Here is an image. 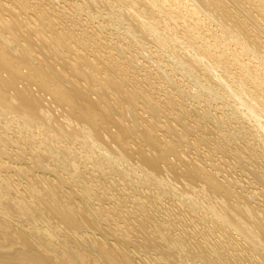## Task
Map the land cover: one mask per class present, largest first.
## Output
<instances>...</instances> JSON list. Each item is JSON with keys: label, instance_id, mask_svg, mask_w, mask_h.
<instances>
[{"label": "bare ground", "instance_id": "obj_1", "mask_svg": "<svg viewBox=\"0 0 264 264\" xmlns=\"http://www.w3.org/2000/svg\"><path fill=\"white\" fill-rule=\"evenodd\" d=\"M55 1L56 0H54V3H55ZM84 1H87V0H84ZM93 1H95V0H93ZM93 1L91 0L90 2H93ZM98 1L99 0H97L96 2H98ZM148 1L151 2L152 4H154V3L156 4L158 0H148ZM166 1H171V0H161V3H166ZM175 1H177V0H175ZM188 1H191V0H188ZM41 2H39L38 0H0V118L1 119H3V118L8 119V120H2L4 122L6 121L7 123L9 120H12V122H13V119H16V122L18 121V123L15 125L17 126L20 123L21 127L22 126L26 127V128H28L27 130H29V129L31 130V128L33 126L37 127L36 132L39 133L41 139L44 140V142L46 143V145H45V143L43 142V144L46 146L44 150L43 149L39 150L38 148L36 149V147H34V148L30 147L31 148L30 149L27 146L28 149H30L29 151H31V157L28 158V160L26 159V161H24L25 158L23 159V162L26 163V166H21V165L17 166V165L7 164L2 159L0 160V264H188L185 261V259H183L182 254H183V252H185L187 254V252L190 250L189 249L187 251V249H188L187 246H189L191 244V243L189 244L187 242V240H189V239L185 240V239L180 238L179 236L177 237L175 235L174 236L171 235L172 233L171 234L169 233V230H168L169 228L167 227V229H165L166 228L165 225H163V226H165V228H164L163 226L161 227V225L155 226V224H154V228H152L151 230H149V232H147L148 230L145 231V229L147 228V225H146V222L143 219V217H142L143 220L139 219L140 222L138 220L137 225H139V226L137 228H138V231H139V228L141 229V233L143 232L142 229L144 230V237L141 238L140 241H137L136 244L139 243L137 245H138V247L139 246L141 247V249H139V252L142 251L144 253H148L149 250L153 251V249H154L153 252H155L154 254L157 255V256H155L157 258H155V257L153 258L154 260L149 259V261L139 262V260L135 259L136 254L132 251V249H129V246L133 245V241H134V239H132L130 237L132 235V233L134 232V230H133V232L131 231L132 233L129 232V230H128L129 227L133 228L132 226L128 225V227H127L128 229L126 230V229H122V228L118 227L117 226L118 224H117L116 225L117 228H115L116 226L114 228L112 226L109 230H106L108 235H111L112 237H114V241H115L114 243L113 242L110 243L108 241L106 242L103 239L102 240L100 239L102 241L101 242L99 240H96L97 237H96V239H93V238H95V236H93L94 233H100V235H101V233H103L102 231L104 228L101 226L102 222L108 224L110 220H111L110 223L112 222V219L114 217H115L114 221L115 220L120 221L121 218L119 219V216H118L119 214H115L114 213L115 211L114 212H112V211L108 212L110 209L107 211V209L105 210L104 208L100 207L101 205L100 206L94 205L93 198L94 197L97 198L98 195L101 194V192L99 194L95 193V191L98 189V187L96 189V186L94 187V185H92L93 184L92 183L91 184L92 187H94V189H96V190H94L91 187V185L89 186L88 183H86L87 182L86 180H88V179H87V177H85V173H83L84 171H82L81 168L79 169L77 163L75 162L76 158H77V157L76 158L74 157L75 152H72V150H70L67 147L59 146L56 142V140L58 141L60 139V137H64L66 139V141L67 140L71 141L72 139L76 140V138H77V141H80V142L83 141L84 142L85 140H83V139H86L85 137H87V136L89 137V139L90 138L92 139V141L89 140V142L90 141L93 142V143L90 142V145H91L90 148H93L94 145L96 148V144H97V147L99 145L103 148V149H100L102 151L104 150L103 151L104 153H102L103 155H110V154L113 155V154L117 153L120 155L121 159H124L123 157H126L127 159L129 158L128 161H133L131 164L133 166L135 165L134 167L137 166V168L139 167L140 169H142V172H143L142 174H146L145 176L149 177L148 179L151 180V178L153 177L152 180L153 179L155 180L158 178L157 183L155 182L156 184L160 183V185H161V183H163V180H164L163 177H165L164 176L165 174H166V177H168L167 175H169V177H170V178L168 177L167 180L171 179L172 175L170 176V174H173V177L178 180L177 183L179 181H180L179 183H181L180 188L178 187L180 190V192L177 191L178 193H180L181 195H185V196L200 193V194H202V196H205L207 198L208 207H210V209L212 211H214V213L216 212V214L219 215L220 222H221V225L218 228L219 231L223 227H225V228L229 227L230 229L235 230V232H237L238 235L240 234V236L243 237L242 240L244 239L247 242V243L245 242L247 245V249L245 252L246 257H245L244 256L245 254H243L245 251L244 248H243V251L240 250L241 253L243 252L242 255H238V254H240L239 252H238V254L237 253L232 254L231 251H230L231 252L230 253L225 249H229L232 246L235 247L234 246L235 244L232 246L230 244V247L227 246L229 248H224L226 245L223 244L222 242H221L223 244L222 246L225 245L223 248L216 246L215 244L213 246H211L210 245L211 242L207 241V240H209L207 237V240H206L207 244L204 243L205 245L199 247L200 244H202V243H200V244L198 243L199 246L196 245V246H198V248L196 246H194V248L196 247V250L197 249L200 250V251L197 250V253L199 252L198 254H201L199 256V258H201V257L202 258L199 259L197 257L198 255L196 253H194V252H196L195 249H194L195 251H192V253H191L192 254L191 258L195 254L194 257H197L198 260L203 259L205 264L206 263L207 264H245L244 262H248V264H264V262L261 263L262 261H259V260L257 261V259H255L256 261H254L253 259H247L248 261L245 260L247 257L249 258V256H247V255L251 252L253 254L255 252H258V255H260L259 251H263V253H264V208H262L264 206H262L260 204L261 208H262V209H260V206H258L259 204L257 205V203H256V206H254L251 203H249L248 200H251L252 196L254 195L252 193V191L250 190V192H248V193L244 192L245 194H243L241 191L244 188L240 187V186H242V184L240 183V185H239V182H235L234 180H230L231 178L233 179V177L231 175H230V177H231L230 179L222 180L219 178L220 176L218 174V170L217 171H215V170L211 171L212 169L211 170L207 169V165H206V164H208L207 162H204V161L199 162V160L194 161L195 157L193 158V160L189 159V158H191V156L189 158H187L188 154L186 155L185 153H183V152L187 151L186 148H183V150L185 149L186 151H182V147H181L183 142H186V144H188L187 146H189V144H190V141H188L189 139L187 138V132L189 134V131H187L188 129L186 128L187 125L181 129H179L183 125L182 123L181 124L179 123L180 126L177 129V128H174V126L172 125L174 123L170 124L171 122H168V121L166 122V120L164 118L163 119L166 122L164 124L160 123L161 124L160 125L157 121V119H160V118H157V116H159V113L162 112V110H161L162 106H165L166 104L171 103V100L169 99L170 97L168 98L169 100L164 99V98H162V99L157 98V96L159 95L157 92L158 95L155 94L156 95V98H155L153 96V93L150 92V90H147V92H146L141 87V85L138 84L139 80H137L134 77V74L131 73L133 76H129L125 72L127 70L124 69V67H126V66L123 67V64H122L123 61L120 60L121 61L120 62L119 60H115V59H117V58H115L116 56L115 57L111 56L115 59L109 57L110 55L113 54L112 51L110 52L112 54L103 56L107 52H103L104 53L103 55H101V54L98 55V54H94V51L91 52L92 51L91 49H87V50H88V52L93 53V54H89L84 49L78 50L76 47H74V45H72V43L74 44V42L72 41L74 36L71 37V34H70V32H72V31L70 30V32H69L66 29L67 26L69 27V25L66 24L67 25L66 28H64L62 26L64 21L68 22L72 18H70L68 16L69 17L67 19L68 21L65 20L67 17L66 15H65L66 17L63 21L60 18V21H62V23H61L62 25H61L60 23L57 22L58 21L57 18L59 16H57V14L53 12V9H52V11H50L48 9V7H49L48 3H50L51 0L48 1V3L46 2V0L43 1L44 3L46 2L47 7L41 6V4H40ZM87 2H89V0ZM100 2H102V1L100 0ZM143 2H146V1L145 0H117V2H116L117 4H119L118 6L126 5V7H127L126 9L128 10V13L126 12V14L129 15L130 19L133 18V20H134L133 27H135L136 32H139L141 34V38L143 40L146 38L147 39L149 38L148 40H150L152 43H154L156 46H159V47L160 46L165 47L172 41L190 45V46H188V49H189V47H190V49L192 47V49H194L196 52L193 53L194 50H191V51H193L192 52L193 55H188L186 52H184L188 57L185 58L183 56L184 58L183 57L181 58V59H183V60H181V61H183V64L180 62V64H182L180 66V69H182L181 68L182 66L184 68H187V70L190 68L194 69V68H196V66H198V69H199L198 64L201 62L202 64H200V65H203V68L201 66V68L204 71L203 73H205V75H208L209 77L211 76V78H214L215 85L217 83V84H219V86L224 87V89L227 90V92L230 95V96L229 95H227V96L231 97L230 99H232V98L234 99V101H232L233 103L236 101L237 102L236 104H238L237 106L246 109L247 112L253 114V117L256 116L257 121L258 120L264 121V94H263L264 91H262V89L260 87L261 83L264 82V22L262 21V19H260V17L255 16V15L251 14V12L246 10L248 8L246 6H243L241 4L242 2H240L239 0H230L231 4L228 3L229 5H231L230 7L227 3H225L226 0H225V2L222 0H193V8H190L191 6L190 7L188 6L186 0L185 1L180 0V2H178V3L183 4L185 6L184 8L187 10V15L182 16L180 14L181 10L178 11V8H177V10H173V8L169 7L168 12L167 11L165 12V18L162 20V22H167L166 20H170V21H173L176 23V22H178L176 20V18L180 17L181 19L180 18L179 19L182 21L183 33H181L180 35H177V33L175 32V31H177V29H175L174 33L169 35V37L162 38L161 36L158 35V32H157L158 24L162 23L159 20L160 18L156 19L155 17L152 16L150 18H147V20H146L144 15H142V14L145 13L143 11H145L147 9L144 7L143 8L138 7V5H140L141 3L143 4ZM243 2H245V0ZM249 2H250V0H249ZM249 2H248V4H249ZM255 2H257V0ZM260 2H261V0H260ZM161 3H160V5H161ZM191 3H192V1H191ZM98 4H101V3H98ZM103 4L104 3H102V5ZM167 4H165V5H167ZM169 4H170V2H169ZM175 4H177V3H175ZM256 4H259V3H256ZM256 4H254V5H256ZM58 5L59 4H57L56 6L58 7ZM65 5H68V4L66 3ZM252 5H253V3H252ZM259 5H257V9L259 10V12L262 11V13H264V8L258 7ZM69 6H71V5H69ZM75 6L79 9L81 8V6H79V5L75 4L74 7ZM106 6H110V5H106ZM173 6H174V4H173ZM261 6H262V4H261ZM72 7H73V4H72ZM123 7H125V6H123ZM176 7H178V6L176 5ZM245 7H246V9H245ZM87 8L88 7H86V9ZM161 8H163V7H161ZM61 9L64 10V8H61ZM185 9H184V11H185ZM200 9H204V10L206 9L209 13H206V12L205 13H206V15H208L210 17L214 15L217 18V20L223 25V27L224 28L226 27L225 30L231 31L232 29L235 28L236 34L233 35V40L236 41L237 43L238 42L241 43V45H240L241 50L239 49L240 50L239 52H238V50H236L238 52V53L237 52L236 53L237 54H239V53L240 54H247V55L250 54L251 56L254 57L253 59H249L248 61L244 62L243 61L244 58L241 61H239L238 60L239 58L238 59L236 58L237 54L233 53L231 55V57L233 55L235 56V58L233 59V63L235 66L238 65V67H239L238 72L232 73L230 71V68H229L230 62L226 59L227 57L224 58L226 51L221 52L220 54H215V52L211 51L212 47H215V48H213L214 50L216 48L218 49V47H221L223 45V43H222V45L220 44L221 46H219V43H220L219 42V40H220L219 35H218V38L217 37L214 38L213 41H209L208 37L205 38V35L207 33H204L203 32L204 30L202 31L199 29V25H202L203 23L200 24V22H198V20L196 19V13H198V10L200 11ZM54 10L56 11L57 8H55ZM89 10H90V12H92V10L90 8L88 9V11ZM94 10H96V8H94ZM100 10L98 11V9H97L99 14L101 13ZM204 10H203V12H204ZM61 11H58V12L60 13ZM152 11H147V12H152ZM77 12H79V11H77ZM172 12L175 13V14L173 13L174 16L177 14L176 12H179V16L176 15L175 16L176 18H174L173 15H171ZM259 12L256 14H258L260 16ZM61 13H64V12L62 11ZM86 13H88L87 10H86ZM184 13H186V12H184ZM146 14H148V13H146ZM58 15H60V14H58ZM87 15L89 16V14H86V16ZM93 15H90V18L93 17ZM118 15L121 16V14H119V13H118ZM125 15L123 16V18L125 17L126 20L129 19L128 17L126 18ZM186 16L191 17L190 18L192 20L191 25H187V20H189V19H187L188 17H186ZM111 17H109V18H111ZM261 17H263V16H261ZM123 18L121 16V19H123ZM216 18H214V19H216ZM77 19L79 20V18H77ZM77 19H76V21H77ZM198 19H200V18H198ZM214 19H213V22H214ZM119 20H117V21H119ZM109 21H111V20H109ZM66 22H64V24ZM74 22H75V20H74ZM74 22H73V24H74ZM79 23H81L80 20H79L78 24ZM130 23H131V25L127 23V27H129V25H130V27L132 26L131 21H130ZM247 23L252 24L251 25L252 28L248 27ZM59 24L61 26H59ZM73 24H70V26ZM81 25H83V24L81 23ZM177 25L179 26V24H177ZM177 25H175V26H177ZM216 25H217V23H216ZM222 25H221V27H222ZM206 26H208V25H206ZM213 26H214V24H213ZM73 27L75 28V26H73ZM73 27L70 29H74ZM127 27H126V29H127ZM169 27H171V26H169ZM254 27H255V29H253ZM76 29H77V27L74 29L75 32H76ZM80 29H82V28H80ZM83 29L88 31L86 28H83ZM83 29L80 31L83 32ZM95 29L97 30L98 28L95 26ZM100 29H101V27H100ZM100 29L98 31L102 30V29L101 30ZM129 29H128V31H130ZM194 29H197V31L196 30L194 31ZM74 30H73V32H74ZM131 30H132V28H131ZM173 30H174V28H173ZM94 31H93V33H94ZM170 31H171V29H170ZM77 33H79V32L77 31ZM87 34L90 35V33H87ZM99 34L101 35V33H99ZM136 34L138 35V33H136ZM213 34H216V33H213ZM77 35H79V34H77ZM97 35L98 34H96V36H95V34H94V40H96L95 37L98 38ZM221 35H220V37H221ZM76 37L80 38V35L76 36ZM229 37H231V36H229ZM81 38H82V36H81ZM88 38H91V36ZM70 39H72L71 40L72 43H71ZM91 39H93V36ZM221 40H222V37H221ZM230 40L232 41V38ZM74 41H75V43H77L75 39H74ZM223 41H225V40H223ZM234 41H232V42H234ZM78 42L80 44L83 43L82 39H81V41L79 39ZM84 42L86 43V41H84ZM197 43H201V44L197 45ZM226 43H228V42H226ZM231 44L233 45V43H231ZM82 45H83L82 47L84 48L85 45L84 44H82ZM237 45H239V44H237ZM237 45H235V46H237ZM78 46H80V45H78ZM108 46H109V44H108ZM114 46H115V44H114ZM114 46H113V48H116V46L118 47L117 44L115 47ZM180 46H181V44H180ZM235 46L232 49H236L237 47L235 48ZM110 47H112V46H110ZM162 47H160V48L162 49ZM183 47L184 46L182 45V49L184 51L185 49ZM228 47L229 46H227V48ZM85 48H87V46H85ZM120 48L121 49L123 48L122 50H124V46L120 47ZM120 48L119 49L116 48V49L121 50ZM177 48L178 47H176L175 49L177 50ZM223 48H225V47H223ZM175 49L172 51L175 52ZM80 50L84 51V52H81ZM89 50H91V51H89ZM99 50H100V48H99ZM118 50H116V52ZM166 50L169 51L170 49L169 50L166 49ZM222 50H224V49H222ZM186 51H188V50H186ZM98 52H100V51H98ZM113 52H115V51L113 50ZM189 52H190V50H189ZM232 52L233 51H231V53ZM121 53H123V51ZM170 53H172V52H170ZM173 54L174 55L172 57H175L177 55L175 53H173ZM185 54H183V55H185ZM131 56L135 57V55H129V57H131ZM146 56H144V57H146ZM147 57L150 58V56H147ZM132 59L136 60L135 58H132ZM206 59L208 61H204ZM228 59H229V57H228ZM137 61H136V63H137ZM175 61L176 60H174L173 62H175ZM249 61L255 62L256 64H251V62H249ZM136 63L134 62V64H136ZM140 63L141 62H138L137 64H140ZM131 64L132 63H130V65ZM231 64H232V62H231ZM142 65H143V63H142ZM142 65L140 64L141 67H142ZM143 66H145V65H143ZM135 68L132 72L135 71ZM184 68H183V70H184ZM140 69L141 68L139 67L138 70H140ZM169 69L172 70L171 66ZM131 70H132V65H131ZM135 72L138 73V71H135ZM185 73H186V71H185ZM145 78H147V76H144V79ZM199 78L203 79L201 77H199ZM191 79H192V81L200 80V79H198V75H194ZM205 80H207V78H205ZM209 80H207V82H210ZM146 81H148V80H146ZM140 82H141V80H140ZM176 82L177 81H175V83H174V81H173V83H172L173 85L171 84V87L174 86V87H176L175 89L178 90L180 85L176 86ZM167 83H168V85L170 84L169 82H167ZM143 84H144V82H143ZM210 84L208 83V85H210ZM145 85H147V84H145ZM152 86H150V87H152ZM180 88H181V86H180ZM152 89H154V87ZM160 89L161 88H159L158 90L160 91ZM202 89H204V88H202ZM186 90L188 91V89H186ZM154 91L155 90H153V92ZM173 91L177 92L175 90H173ZM179 91H180V89H179ZM154 93H156V91ZM186 94L189 95L188 93H186ZM170 95L168 93V96H170ZM180 95H181V93H180ZM183 95H184V93H183ZM212 95L214 96V94H212ZM217 95L218 94H216L215 96H217ZM184 96H186V95H184ZM179 97H181V96H179ZM223 97H225V96H223ZM217 99H219V98H217ZM138 103H140V105ZM186 103L184 102V104H186ZM52 104L57 108L59 115H61L60 113H63V115H65L64 117H61V118H65V119H63L62 121H59V119L57 117L60 118V116L58 114H57L58 115L57 116L56 114L52 113L54 111L51 112L50 107ZM172 105L174 106V104H172ZM179 105H181V104H179ZM137 106L141 107L139 109H141L142 112H149L150 119L147 118V119L143 120L144 115H143V113H141V111L140 112L137 111ZM184 106L185 105H183V107ZM189 107L187 109H189ZM193 108L194 107H191L190 109L192 110ZM53 109H54V107H53ZM178 109L181 111V108H179V106H178ZM237 109H239V108H237ZM205 110H207V109H205ZM233 110H234V108H233ZM233 110H232V112H233ZM239 110H240V112H242L241 109H239ZM246 110H245V112H246ZM170 111H171V109H170ZM172 111H171V114L173 113ZM182 111L184 112V110H182ZM192 111H195V109H193ZM47 112L50 114H47ZM195 112H197V111H195ZM176 113L178 114V112H176ZM200 113H202V111L197 112L198 115ZM236 113H237V111H236ZM249 113H248V115H251ZM180 114H181V112H180ZM184 114L186 115V113H184ZM193 115H194V113H193ZM195 115H194V117H195ZM210 115H212V114H210ZM161 116H163V114ZM181 116L184 117V119L186 118L183 115H181ZM181 119H183V118H181ZM210 119H212V118H209L208 120H210ZM194 120H196V119L194 118ZM216 120L219 122L220 119L219 120L216 119ZM216 120L214 119L213 123H218V122H216ZM222 121H220V122H222ZM10 122H9V124H10ZM159 122H162V120ZM193 122L195 124V121H193ZM198 122H199V119H198ZM204 122L202 124H204ZM210 122H211V120H210ZM220 122H219L220 125L218 124L219 125L218 127H220V126L223 127L224 125H222V124H225L224 121L222 124ZM191 123H192V121H191ZM205 124H207V122ZM4 125H6V124H4ZM192 125H193V123H192ZM215 125L217 126V124H215ZM259 125H260V123H259ZM203 126L201 128H203ZM204 127H206V125ZM218 127L214 128V130L215 129L217 130ZM2 128H4V127H2ZM6 128H4V129H6ZM11 128L12 127H10V129ZM14 128H12V129H14ZM19 128H20V126L18 127V129ZM46 129H48L52 133V137L48 136L47 139H46V137L42 138L43 136H41V132L46 131ZM203 130H206V129L204 128L201 131H203ZM19 131H20V133L23 132L22 129L21 130L19 129ZM159 131L160 132L163 131V132L160 133ZM197 131H199V130H197ZM231 131H229L230 136L232 135V133L230 134ZM233 131H236V130H233ZM238 131H240V130H238ZM2 132H3V130H2ZM193 132H195V130ZM20 133H19V135H20ZM37 133H36V135H38ZM205 133L204 134L202 133V134L205 136ZM218 133H220V132H218ZM4 134L3 135L0 134V143L14 142L15 139H13L11 136L4 135ZM194 134H196V133H194ZM16 135L17 134H15V136ZM27 135H28V133H27ZM29 135H30V137H28L29 139L28 138L27 139L31 141V135L32 134H29ZM203 135H200V136H203ZM23 136H25V135H23ZM214 137H215V135H213V138ZM33 138H34V135L32 137L31 142H33ZM48 138H49L50 143H51V141L53 142V139L56 138L54 143L57 146H53L54 143H51L52 144V146H51L49 144ZM57 138H59V139H57ZM186 138L188 140H186ZM197 138L196 139L198 141H201L200 139H203L205 137H200V138L197 137ZM231 138H234V137L231 136L230 140H231ZM22 139H24V138L22 137ZM78 139H81V140H78ZM206 139H208V138H206ZM228 139L229 138H227V140ZM16 140L19 141V138ZM24 140L29 142L26 139H24ZM24 140H23V143L25 142ZM218 140L216 139L215 141L214 140L213 141L217 142ZM34 141L36 142V139ZM37 141H39V140H37ZM194 141H193L194 145L195 144L197 145L198 142L195 141L196 142L195 143ZM16 142H14V143H16ZM40 142H41V140H40ZM89 142H87V144ZM131 142H133V143L131 144ZM231 142H232V140H231ZM231 142H227V143H231ZM19 143H20V141H19ZM210 143H212V142H210ZM210 143H209V145H210ZM29 144H30V142H29ZM183 144H185V143H183ZM201 144L203 145V143H201ZM233 144H234V142H233ZM2 145H4V144H2ZM90 145H88V146H90ZM223 145H224V143H223ZM4 146H6V145H4ZM16 146H17V144H16ZM84 146H87V145L85 144ZM245 146H247V145H245ZM248 146H249V144H248ZM38 147H39V145H38ZM189 147L191 148V146H189ZM206 147H208V146L206 145ZM235 147L237 148V146H235ZM241 147H238V149L239 148L241 149ZM95 148H93L91 150L93 151ZM210 148L213 149L212 146ZM248 148H251V147H248ZM24 149L25 148H23V150ZM194 149L195 148H193V151H194ZM212 149H211V151H209L210 149H207V150L209 152H213ZM232 149H234V148L232 147ZM23 150H21V151L23 152ZM85 150H88V149H85ZM257 150H259V149H257ZM21 151L17 150L13 154H9L4 147L0 146V155H2V156L8 155V157L13 158L14 160L20 159V157H22ZM188 151H189V149H188ZM241 151L243 152L244 150L241 149L240 152ZM261 151H263V150H261ZM90 152L91 151H89L88 154ZM219 152H221V151H219ZM251 152H254V148H253V151H251ZM183 154H185L186 156H184ZM253 154L255 157L256 156L255 153H253ZM103 155H102V157H104ZM192 155H193V153H192ZM243 155H244V152H243ZM245 155H246V152H245ZM247 155H249V153H247ZM115 156H117V155L115 154ZM193 156H195V155H193ZM199 156H200V154H199ZM98 157H99V155L97 154V159H98ZM100 157H101V155H100ZM112 157H114V156H111V158ZM202 157H200V159ZM223 157H224V155H223ZM260 157H262V156H259V159H260ZM198 158H196V159H198ZM204 158L206 159V154H205ZM208 160H211V159H208ZM212 160H214V158H212ZM260 160H259V162H260ZM124 161H125V159H124ZM218 161H219V159H218ZM227 161H225V162H227ZM232 161H233V159H232ZM215 162H217V160ZM261 162H262V160H261ZM80 163H82V162H80ZM253 163L256 164L255 160L252 162V164H251L252 166L254 165ZM60 164H62L63 170H66L70 174V176L68 178L66 176L65 177L62 176V171L60 170L61 171L60 172L57 169L58 165H60ZM214 164H217V163H214ZM237 164L235 166H240ZM243 164H241V166ZM260 165H262V164H260ZM211 166H213V164ZM229 166H232L231 163ZM229 166H227V168ZM244 166H247V165H244ZM220 167L217 168V169H219V171H220ZM255 167H257V166L255 165ZM262 167H264V166H262ZM233 168H234V165H233ZM5 169L8 172H6ZM11 169L12 170L15 169L16 172L22 173V174H29V172L32 171V175H31L32 179L28 180V182H26V184H22L21 182L20 183L15 182L12 179L13 178L12 173H9V171H11ZM35 170L39 171L40 174H37L36 172H35L36 174H34L33 171H35ZM255 170L253 169V171H255ZM1 171H4L5 173H1ZM98 171H100V170H98ZM105 171H103V172H105ZM221 171H222V169H221ZM223 171H225V170H223ZM101 172H102V169H101ZM226 172H227V170H226ZM167 173H169V174H167ZM227 173L228 174H226V173H224V174H226V176L229 175V169H228ZM100 175H103V174H100ZM162 175H163V177H162ZM223 176H225V175H223ZM252 177H254L253 172H252ZM97 178H98V176H97ZM146 178H145V181L147 180ZM228 178H229V176H228ZM140 179H141V176H140ZM143 179H144V177H143ZM143 179H142L143 182H141V183H144L143 185H146L147 182H148L147 184H151V182H152V181H150V183H149V180L147 182H145ZM175 179H174V181H175ZM95 181H97V180H95ZM164 181H166V179ZM169 181H167V182H169ZM172 181H173V178H172L171 182ZM241 181L243 182L242 179H241ZM71 182L77 183L76 185H79V187H78L79 189L76 190V189L68 188L69 189L68 191L65 190V188L63 186L66 183H67V185H69L68 183L71 184ZM254 182H255V180H254ZM256 182H257V180H256ZM263 182H264V180H263ZM152 183L155 184L154 181ZM175 183H176V181H175ZM99 184H102V183H99ZM257 184H258V182H257ZM73 185H75V184H73ZM168 185H171V183L169 182ZM237 185H239V186H237ZM263 185H261V186L264 187ZM237 187L241 191L236 189ZM105 192H107V191H105ZM177 192H176V194H177ZM105 197H106V195L104 194L103 198H105ZM187 198L189 200L190 199L192 200V198L190 196ZM206 198H205V200H206ZM255 198L257 199L256 196H255ZM252 199H254V197ZM189 200H188V202H189ZM95 201H97V203H98V200L94 199V202ZM132 202H134V201H132ZM139 203H141V205H143L142 202L139 201ZM205 203H206V201H205ZM95 204H96V202H95ZM189 204H191V203H189ZM109 208H111V207H109ZM127 213H129V211ZM131 213H133V212H131ZM46 214H50L49 219L52 218L50 220L52 221L54 219V221H52V222L47 221V219H48V216H47V219L43 217V219H45L47 222L42 223V221H40V218H42V216L46 215ZM129 215L130 214H128L126 216H129ZM149 215H150V213H149ZM132 216H133V214H131V217ZM145 216H146V214H144V217ZM135 220H136V218H135ZM147 221H148V219H147ZM213 222L211 223V228H212ZM217 225L218 224H216V226ZM217 227H216V229H217ZM131 228H130V230H132ZM211 228L209 227V229H211ZM216 229L212 228L211 232L213 230H216ZM82 230H84V232L89 231L90 234H87L88 232L83 233ZM125 230L128 231L129 233H131V235L130 234L128 235V232H126ZM202 230H203V228H202ZM226 230H228V229H226ZM207 231H206V233H208V235L211 234ZM224 231H225V229H224ZM228 231L232 232L231 230H228ZM221 232H223V231H221ZM229 232L227 233L228 235H230ZM223 233H225V232H223ZM137 236H138V234H137ZM201 236H202L203 242H204L206 235L205 236L201 235ZM217 236H218V234H217ZM217 236L215 235V237H217ZM223 236L224 235H221V237H223ZM200 237H199V239L196 238V240H198V242H200L199 240H201ZM218 237H220V235ZM218 237L216 238L217 240L222 239V238H218ZM102 238H103V236H102ZM231 238H233V237H231ZM106 239H107V237H106ZM154 239H157V240H154ZM153 241H157V242H153ZM214 241H216V240H214ZM218 241H216V242H218ZM221 241H223V240H221ZM227 242H229V241H227ZM196 243H197V241H196ZM231 243L233 244L234 242H231ZM238 243H237V245H238ZM206 245H210V246H207L208 248L205 249L206 251L200 249L203 247L206 248ZM133 246H131V247H133ZM220 246H221V244H220ZM238 248H239V246H238ZM232 250H234V249L232 248ZM189 252H191V250ZM141 254H143V253H141ZM256 257H258V256H256ZM250 258H252V257H250ZM204 262H202V263H204Z\"/></svg>", "mask_w": 264, "mask_h": 264}, {"label": "rangeland", "instance_id": "obj_2", "mask_svg": "<svg viewBox=\"0 0 264 264\" xmlns=\"http://www.w3.org/2000/svg\"><path fill=\"white\" fill-rule=\"evenodd\" d=\"M39 2H41L40 4H41V6H43V7H47V5H46V2L48 3V1H50V0H46V2L44 3L43 1H45V0H38ZM57 1V2H56ZM55 1V3H54V0H51V2L50 3H48V5H49V7H48V9L50 10V11H52V9H53V12L54 13H56L57 14V16H59L58 18H57V22L58 23H62V21L65 19V17H66V19L65 20H67L69 17L70 18H72L71 20H67L68 22H66V21H64V22H66L65 24H64V22H63V27L64 28H66V26L67 25H69V27L67 26V31H69L70 32V30L73 32V30L77 27V29H76V32H75V30H74V32L76 33H72V32H70V34H71V37L72 36H74V38H73V40L72 39H70V41L72 40L73 42H74V44L72 43V41H71V43H72V45H74V47H76L78 50L79 49H81V50H85L86 52H88V50L87 49H91V50H89V51H91V52H93L94 51V54H101V55H103L104 53L103 52H107V53H105L103 56H105V55H110V54H112V55H110L109 57L110 58H113V57H115V58H117V59H115V58H113V59H115V60H121V61H123L122 62V64H123V67L124 66H126V67H124V69L125 70H127V71H125L129 76H133L132 74H134V77L137 79V80H139L138 82V84H140L141 85V87L147 92V90H150V92H152L153 93V96L156 98V95H158L157 96V98H160V99H162V98H164V99H168L169 97V99L171 100V103H168V104H166L165 106H162V114H163V116H161L162 114L161 113H159V116H157V118H160V119H157V121H158V123L160 124H164V123H166L167 121L168 122H171L170 124H172V123H174V124H172L173 126H174V128H179V126H180V124L182 123L183 125L179 128V129H181V128H183L184 126H186V128L188 129L187 131H189V134L191 135H189L188 134V132H187V138L189 139H187L186 138V140H188V141H190V144H189V146H191V148L189 147V146H187L188 144H186V142H183V143H185V144H183L182 143V151H186V152H183V153H185L186 155H187V158H189L190 156H191V158H189V159H192L193 160V158L195 157V159H194V161H198L199 160V162H202V161H204V162H207L208 164H206L207 165V169H209V170H211V171H217L218 170V174H219V178L220 179H222V180H224V179H230L231 177H230V175L233 177V179L231 178L230 180H234L235 182H239V185H240V183L242 184V186H240L241 188H244V189H242V191L237 187L236 189H238V190H240L243 194H245V193H248V192H250V190L252 191V193L254 194L253 196H252V198L254 197V199H252L251 198V200H248L249 201V203H251L252 205H254V206H256V203H257V205L258 206H260V209H262V208H264V207H262L261 208V205L262 206H264V187H262L261 185H263L264 184V182H263V178H264V167H262V166H264V121H262V120H258L257 121V118H256V116H254L253 117V114H251V113H249V112H247V110L246 109H244V108H241V107H239V106H237L238 104H236L237 102L235 101L234 103L232 102V101H234V99L232 100V99H230L231 97H229L230 95H229V93L227 92V90H225L224 89V87H222V86H219V84H217L216 83V85H215V83H214V78H211V76L209 77L208 75H205V73H203L204 71H203V65H200V64H202L201 62L198 64L199 65V69H198V66H196V68H194V69H188L187 70V68H184L183 66L181 67L182 69H180V66L183 64V61H181V60H183V59H181L183 56L185 57V58H187L188 56L184 53V52H186L188 55H193V53H195L196 51L194 50V49H192V47H191V49H190V47H189V49H188V46H190V45H188V44H182V43H180V42H175V41H172V42H170L167 46H165V47H162V46H160V47H162V49L159 47V46H156L154 43H152L150 40H148L147 38L146 39H142L141 38V34L139 33V32H136L135 31V27H133V22H134V20H133V18L132 19H130L129 18V15H127L126 14V12L128 13V10L126 9L127 7H126V5H120V6H118L119 4H117L116 2H117V0H101L102 2H100V0L98 1V2H96L97 0H95V1H93V2H90L91 0H89V2H87V1H84V0H56ZM115 1V2H114ZM146 2H143V4L141 3L140 5H138V7H141V8H146L147 10H145V11H143V12H145V13H143L142 15H144V17H145V19L147 20V18H150V17H155L156 19H159L161 22H162V20L165 18V12L167 11L168 12V8L169 7H171V8H173V10H177V8H178V11L179 10H181V12H180V14L182 15V16H184V15H187V10L184 8L185 6L183 5V4H179L178 2H180V0L177 2V1H175V0H171V1H166V3H161V0H158L157 1V3L155 4H152L151 2H149L148 0H145ZM182 1H185V0H182ZM191 1H192V3H191ZM191 1H188V0H186V2H187V4H188V6L190 7V8H193V0H191ZM222 1H224L225 2V0H222ZM229 1V2H228ZM240 2H242L241 4L243 5V6H246L248 9H246V7H245V9L246 10H248L249 12H251V14H253V15H255V16H258V17H260V19H262V21L264 22V13H262V11H260L259 12V10L257 9V5H259L258 7H262V8H264L263 6V4H264V0H261V2H260V0L258 1L257 0V2H255L256 0H250V2H249V0H245V2H243L244 0H239ZM64 4H63V3ZM96 2V3H95ZM169 2H170V4L172 5H170L169 4ZM248 2H249V4H248ZM68 4V5H65V4ZM98 3H101V4H98ZM102 3H104L103 5H102ZM160 3H161V5H160ZM168 3V4H167ZM175 3H177V4H175ZM225 3H230V0H226V2ZM252 3H253V5H252ZM256 3H259V4H256ZM57 4H59L58 5V7L56 6ZM72 4H73V7H74V5L76 4V5H79V6H81V8L79 9V8H77L76 6L73 8L72 7ZM146 4V5H145ZM165 4H167V5H165ZM173 4H174V6H173ZM191 4V5H190ZM231 4V3H230ZM251 4V5H250ZM254 4H256V5H254ZM261 4H262V6H261ZM52 7H51V6ZM69 5H71V6H69ZM106 5H110V6H106ZM154 5V6H153ZM164 5V6H163ZM176 5L178 6V7H176ZM229 5V4H228ZM118 8H117V7ZM123 6H125V7H123ZM180 6V7H179ZM183 6V7H182ZM231 5H229V7H230ZM64 8V10L63 9H61V8ZM86 7H88L87 9H86ZM161 7H163V8H161ZM175 7V8H174ZM252 7V8H251ZM51 8V9H50ZM55 8H57V10L55 11L54 9ZM66 8V9H65ZM76 8V9H75ZM91 9L92 10V12H90V10L88 11V9ZM94 8H96V10H94ZM180 8V9H179ZM183 8V9H182ZM64 12V13H61L62 11ZM73 9V10H72ZM83 9V10H82ZM97 9H98V11L100 10L101 11V15L99 14V12L97 11ZM138 9V8H137ZM140 9V8H139ZM149 9V10H148ZM167 9V10H166ZM184 9H185V11H184ZM251 9V10H250ZM86 10H87V12L88 13H86ZM104 10V11H103ZM153 10V11H152ZM165 10V11H164ZM203 10L204 9H200V11L198 10V13H196V19L198 20V22H200V24H202V25H199V29L200 30H204L203 32L204 33H207L206 35H205V38L206 37H208V40L209 41H213L214 40V38H218V35H219V46H221L222 45V43H223V45L221 46V47H218V49L216 48L215 50L213 49V48H215V47H212V50L211 51H213V52H215V54H220L221 52H225V55H224V58H226L229 62H230V71L232 72V73H236V72H238L239 71V67H238V65H234V63H233V59L235 58V56L233 55L232 57H231V55L234 53V54H237L241 49H240V45H241V43H237L236 41H234L233 40V35H235L236 34V29L234 28V29H232L231 31L229 30V31H227V30H225L226 29V27L224 28L223 27V25L217 20V18L213 15V16H208V15H206V13H209L206 9L204 10V12H203ZM258 10V11H257ZM58 11H61L60 13L58 12ZM69 13H68V12ZM77 11H79V12H77ZM82 11V12H81ZM147 11H152V12H147ZM202 11V12H201ZM184 12H186V13H184ZM206 12V13H205ZM260 13V16L258 15V14H256V13ZM78 13V14H77ZM118 13L119 14H121V16H122V18H123V16L125 15L126 16V18L128 17L129 19H125V17L123 18V19H121V16L120 15H118ZM146 13H148V14H146ZM150 13V14H149ZM159 13V14H158ZM173 13L174 12H172L171 13V15H173ZM177 14V16H179V12H176ZM184 13V14H183ZM205 15H204V14ZM58 14H60V15H58ZM64 14V15H63ZM86 14H89V16L87 15L86 16ZM95 16H94V15ZM175 14V13H174ZM189 14V13H188ZM62 15V16H61ZM66 15V16H65ZM90 15H93V17H91L90 18ZM175 15V16H176ZM69 16V17H68ZM78 16V17H77ZM83 16V17H82ZM112 16V17H111ZM120 16V17H119ZM159 16V17H158ZM174 15H173V17L174 18H176ZM198 16V17H197ZM205 16V17H204ZM207 16V17H206ZM261 16H263V17H261ZM64 17V18H63ZM76 17V18H75ZM87 17V18H86ZM89 17V18H88ZM109 17H111V18H109ZM131 17V16H130ZM186 17H188L187 19H189V20H187V25H191L192 24V20L190 19L191 17H189V16H186ZM60 18L62 19V21H60ZM77 18H79V20L81 21V23L83 24V25H81V23H79L78 24V22H79V20L77 19ZM81 18V19H80ZM115 18V19H114ZM120 20H119V19ZM180 17H177L176 18V20L178 21V22H173V21H170V20H166L167 22H162V23H159L158 24V30H157V32H158V35L159 36H161L162 38H167V37H169V35H171V34H173L174 33V31H175V29H177V31H175L176 33H177V35H180L181 33H183V27H182V21L179 19ZM198 18H200V19H198ZM207 18V19H206ZM214 18H216V19H214ZM76 19H77V21H76ZM108 19V20H107ZM125 19V20H124ZM210 19V20H209ZM213 19H214V22H213ZM74 20H75V22H74ZM87 20V21H86ZM109 20H111V21H109ZM117 20H119V21H117ZM129 20V21H128ZM133 20V21H132ZM208 20V21H207ZM212 20V21H211ZM109 21V22H108ZM127 21V22H126ZM130 21L132 22V26L130 27V25H131V23H130ZM190 21V22H189ZM71 22V23H70ZM73 22H74V24H73ZM84 22V23H83ZM205 22V23H204ZM213 22V23H212ZM127 23L128 24H130L129 25V27H127ZM207 23V24H206ZM216 23H217V25H216ZM219 23V24H218ZM59 24V26H61ZM67 24V25H66ZM70 24H73V25H71L70 26ZM78 24V25H77ZM103 26H102V25ZM177 24H179V26L177 25ZM199 24V23H198ZM213 24H214V26H213ZM248 24V23H247ZM87 25V26H86ZM171 26V27H169V26ZM175 25H177V26H175ZM206 25H208V26H206ZM211 25V26H210ZM221 25H222V27H221ZM252 24H248L247 26L248 27H250V28H252V26H251ZM73 26H75V28L73 27ZM80 26V27H79ZM86 26V27H85ZM95 26L98 28L97 30L95 29ZM114 28H113V27ZM216 26V27H215ZM220 26V27H219ZM74 28V29H70V28ZM79 27V28H78ZM91 27V28H90ZM100 27H101V29H100ZM103 27V28H102ZM126 27H127V29H126ZM69 28V29H68ZM80 28H86L88 31H86L85 29H83V32L82 31H80V30H82V29H80ZM94 28V29H93ZM130 28V29H129ZM131 28H132V30H131ZM169 28V29H168ZM173 28H174V30H173ZM101 30V31H98V30ZM128 29L130 30V31H128ZM155 29V28H154ZM170 29H171V31H170ZM253 29H255V27L253 28ZM94 31V33H93V31ZM134 30V31H133ZM151 30V29H150ZM164 30V31H163ZM197 31V29H194V31ZM77 31L79 32V33H77ZM86 31V32H85ZM98 31V32H97ZM128 31V32H127ZM81 32V33H80ZM126 32V33H125ZM131 32V33H130ZM134 34H133V33ZM171 32V33H170ZM180 32V33H179ZM84 35H83V34ZM87 33H90V35L89 34H87ZM92 33V34H91ZM99 33H101V35L99 34ZM136 33H138V35L136 34ZM213 33H216V34H213ZM219 33V34H218ZM73 34V35H72ZM76 36H79L80 35V38H78V37H76ZM77 34H79V35H77ZM94 34H95V36H96V34H98L97 36H98V38H96L95 37V39L96 40H94ZM133 34V35H132ZM212 34V35H211ZM222 34V35H221ZM208 35V36H207ZM217 35V36H216ZM220 35H221V37H222V40H221V37H220ZM227 35V36H226ZM81 36H82V38H81ZM90 37L91 36V38H92V36H93V39H91V38H88V37ZM229 36H231V37H229ZM70 37V38H71ZM229 37V38H228ZM210 38V39H209ZM224 38V39H223ZM232 38V41H234V42H232L230 39ZM74 39L76 40V42L78 43H75V41H74ZM80 39V41H81V39H82V44H84L85 46H87V48H85V46H84V48L82 47L83 45L82 44H80L79 42H78V40ZM87 39V40H86ZM89 39V40H88ZM142 39V40H141ZM228 39V40H227ZM146 40V41H145ZM223 40H225L226 42H228V43H226L225 41H223ZM84 41H86V43L84 42ZM94 41V42H93ZM101 41V42H100ZM230 41V42H229ZM110 42V43H109ZM175 42V43H174ZM105 43V44H104ZM231 43H233V45L231 44ZM108 44H109V46H108ZM114 44H115V46H116V44L118 45V47L116 46V48H120V47H123L124 46V50H122L121 48V50L123 51V53H121L122 51L121 50H118V49H116V48H113V46H114ZM120 44V45H119ZM177 44V45H176ZM180 44H181V46H180ZM200 45L201 43H197V45ZM221 44V45H220ZM227 44V45H226ZM237 44H239V45H237ZM78 45H80V46H78ZM106 45V46H105ZM182 45L184 46L183 48L185 49L184 51H183V49H182ZM226 45V46H225ZM235 45H237V46H235ZM108 46V47H107ZM110 46H112V47H110ZM114 46V47H115ZM138 46V47H137ZM174 48H173V47ZM227 46H229L228 48H227ZM235 46V48L236 49H232L233 47ZM239 46V47H238ZM110 47V48H109ZM132 47V48H131ZM176 47H178L177 48V50L175 49ZM223 47H225V48H223ZM99 48H100V50H99ZM109 48V49H108ZM165 48V49H164ZM220 48V49H219ZM230 48V49H229ZM104 49V50H103ZM111 49V50H110ZM166 49H170L169 51H167ZM175 49V52H173L172 50H174ZM222 49H224V50H222ZM240 49V50H239ZM80 50V51H81ZM113 50L115 51V52H113ZM116 50H118L117 52H116ZM181 50V51H180ZM186 50H188V51H186ZM189 50H190V52H189ZM191 50H194V52L193 51H191ZM230 50V51H229ZM235 50V51H234ZM236 50H238V52L236 51ZM98 51H100V52H98ZM112 51V53H110ZM120 51V52H119ZM166 51V52H165ZM179 53H178V52ZM231 51H233L232 53H231ZM81 52H84V51H81ZM127 52V53H126ZM170 52H172V53H170ZM178 54H177V53ZM193 52V53H192ZM237 52V53H236ZM89 54H93V53H90V52H88ZM118 53V54H117ZM120 53V54H119ZM145 55H144V54ZM173 53H175V54H177L175 57H172L174 54ZM183 54H185V55H183ZM129 55H135V57H129ZM150 56V58H148L147 56L146 57H144V56ZM242 57H241V56ZM244 55V56H243ZM111 56H113V57H111ZM123 56V57H122ZM143 56V57H142ZM119 57V58H118ZM177 57V58H176ZM183 57V58H184ZM228 57H229V59H228ZM241 57V58H240ZM125 58V59H124ZM132 58H135L136 60H134V59H132ZM146 58V59H145ZM180 60H179V59ZM212 58V57H211ZM239 61H241L243 58V61L244 62H246V61H248L249 59H253L254 57L253 56H251L250 54H237V57H236ZM178 59V60H177ZM138 60V61H137ZM147 60V61H146ZM174 60H176L175 62H173ZM120 61V62H121ZM126 61V62H125ZM130 61V62H129ZM136 63V61H137V63L138 62H141L140 64L142 65V63H143V65H145V66H143L142 65V67L140 66V64H134V62ZM204 61H208L207 59L206 60H204ZM152 62V63H151ZM179 62V63H178ZM180 62L182 63V64H180ZM231 62H232V64H231ZM249 62H251V64H256L255 62H252V61H249ZM130 63H132L131 65H132V70H131V65H130ZM178 63V64H177ZM169 66V67H168ZM170 66H171V68H172V70L171 69H169L170 68ZM175 66V67H174ZM201 66H202V68H201ZM128 67V68H127ZM136 67V68H135ZM141 68L140 70H138V68ZM179 67V68H178ZM233 67V68H232ZM251 67V66H250ZM134 68H135V71H138V73L137 72H132L133 70H134ZM183 68H184V70L186 71V73H185V71L183 70ZM137 69V70H136ZM176 70V71H175ZM163 72V73H162ZM132 73V74H131ZM138 74V75H137ZM194 75H198V79H200L199 77H201V78H203V79H200V80H194V81H192V77L194 76ZM138 76V77H137ZM142 76V77H141ZM144 76H147V78H145L146 80H148V81H146L145 79H144ZM156 76V77H155ZM208 76V77H207ZM141 79H140V78ZM149 78V79H148ZM155 78V79H154ZM205 78H207V80H209L210 82H207V80H205ZM140 80H141V82H140ZM146 82H145V81ZM169 80V81H168ZM152 81V82H151ZM171 81V82H170ZM173 81H174V83H175V81H177L176 82V86H178V85H180L181 86V88H180V86H179V88H178V90L177 89H175L176 87H171V84L173 83ZM192 81V82H191ZM143 82H144V84H143ZM151 82V83H150ZM167 82H169L170 84L168 85V83ZM179 83V84H178ZM208 83L210 84V85H208ZM214 83V84H213ZM145 84H147V85H145ZM151 84V85H150ZM248 84V83H247ZM139 85V86H140ZM149 85V86H148ZM153 85V86H152ZM173 85V84H172ZM198 85V86H197ZM146 86V87H145ZM150 86H152V87H150ZM159 86V87H158ZM218 86V87H217ZM149 87V88H148ZM154 87V89H152ZM261 89H262V91H264L263 89H264V82H262L261 83ZM151 88V89H150ZM159 88H161L160 89V91L158 90ZM202 88H204V89H202ZM218 88V89H217ZM223 90H222V89ZM157 89V90H156ZM179 89H180V91H179ZM186 89H188V91L186 90ZM221 89V90H220ZM153 90H155L156 91V93H154L153 92ZM173 90H175V91H177V92H174ZM167 91V92H166ZM169 91V92H168ZM172 91V92H171ZM188 93L189 95H187L186 93ZM157 92H158V94H157ZM164 92V93H163ZM191 92V93H190ZM217 92V93H216ZM168 93H169V95L170 96H168ZM180 93H181V95H180ZM183 93H184V95H186V96H184L183 95ZM218 94L217 96H215L216 94ZM156 94V95H155ZM167 94V95H166ZM212 94H214V96L212 95ZM226 94V95H225ZM264 94V93H263ZM227 95H229V96H227ZM179 96H181V97H179ZM189 96V97H188ZM223 96H225V97H223ZM174 97V98H173ZM176 97V98H175ZM215 97V98H214ZM223 97V98H222ZM178 98V99H177ZM213 98V99H212ZM217 98H219V99H217ZM227 98V99H226ZM168 99V100H169ZM175 99V100H174ZM177 99V100H176ZM222 99V100H221ZM226 99V100H225ZM179 100V101H178ZM174 102V103H173ZM184 102L186 103V104H184ZM230 103V104H229ZM139 105H140V103H138ZM172 104H174V106L172 105ZM176 104V105H175ZM179 104H181V105H179ZM185 105L184 107H183V105ZM179 106V108H181V111L178 109V106ZM187 105V106H186ZM231 105V106H230ZM170 106V107H169ZM172 106V107H171ZM190 106V107H189ZM208 106V107H207ZM52 107V108H51ZM51 107H50V110H51V112L52 111H54V112H52V113H54V114H58L59 112H58V110H57V108L52 104L51 105ZM53 107H54V109H53ZM169 107V108H168ZM189 107V109H187ZM191 107H194L193 109H195V111H199V112H201L202 111V113H200L199 115L197 114V112H195V111H192L190 108ZM139 108H141V107H138L137 106V111L138 112H140L141 111V109H139ZM233 108H234V110H233ZM237 108H239V109H241V111L242 112H240V110L239 109H237ZM53 109V110H52ZM170 109H171V111L173 112L172 114H171V111H170ZM205 109H207V110H205ZM167 110V111H166ZM182 110H184V112L182 111ZM232 110H233V112H232ZM245 110H246V112H245ZM170 111V112H169ZM175 111V112H174ZM181 112V114H180V112ZM189 111V112H188ZM191 111V112H190ZM236 111H237V113H236ZM245 113H244V112ZM176 112H178V114L176 113ZM188 112V113H187ZM141 113H143V115H144V119L143 120H145V119H150V114H149V112H142L141 111ZM184 113H186V115L184 114ZM192 113V114H191ZM193 113H194V115H195V117H194V115H193ZM248 113L249 114H251V115H248ZM47 114H50V113H48L47 112ZM61 115H59L60 116V118L59 117H57L58 119H59V121H62L63 119H65V118H61V117H64L65 115H63V113H60ZM176 114V115H175ZM180 114V115H179ZM189 114V115H188ZM210 114H212V115H210ZM218 116H217V115ZM57 115V116H58ZM174 115V116H173ZM181 115H183V116H185L186 118L184 119V117H182ZM244 115V116H243ZM192 116V117H191ZM213 116V117H212ZM220 116V117H219ZM172 117V118H171ZM179 117V118H178ZM191 117V118H190ZM200 117V118H199ZM206 119H205V118ZM212 118L213 120L215 119H220L219 120V122L220 121H224V123L225 124H222L223 123V121L222 122H220L222 125H224L223 127L222 126H220V127H218L220 124H219V122L216 120V122H218V123H213L214 121L212 120V119H210L211 120V122H210V120H208L209 118ZM215 117V118H214ZM162 118V119H161ZM166 120V122H165V120ZM181 118H183V119H181ZM191 120H190V119ZM194 118L197 120H194ZM222 118V119H221ZM233 118V119H232ZM256 118V119H255ZM179 119V120H178ZM198 119H199V122H198ZM0 134H4V135H8V136H11L13 139H15L14 140V142H16V143H14V142H10V143H8V142H5V143H0V146L1 147H4L5 149H6V151L9 153V154H13L14 152H16L17 150L18 151H21V150H23V148H25L24 150H23V152H22V157H20V159H16V160H14L13 158H11V157H8V155H0V160L2 159L3 161H5L7 164H12V165H21V166H26V163L25 162H23V159H24V161H26V159L28 160V158H30L31 157V151H29L31 148H34V147H36V149L38 148L39 150H44L45 149V145H46V143L44 142V140H42L41 139V137H40V135H39V133H37L36 131H37V127H35V126H33L32 128H31V130L29 129V130H27L28 128H26V127H21V124L19 123V125H17L18 127L20 126V130L22 129V131L23 132H21L20 133V131H19V129H18V127L15 125V124H17L18 123V121L16 122V119H13V122H12V120H9L8 121V123L6 122H4V121H2V120H8V119H1L0 118ZM162 120V122H159V121H161ZM189 122H188V121ZM11 121V122H10ZM173 121V122H172ZM191 121H192V123H193V125H192V123H191ZM193 121H195V124H194V122ZM204 122V124L207 122V124H205L206 125V127H204L205 125L204 124H202L203 122ZM258 123H257V122ZM9 122H10V124H9ZM16 122V123H15ZM187 122V123H186ZM202 122V123H201ZM256 122V123H255ZM12 123V124H11ZM180 123V124H179ZM259 123H260V125H259ZM4 124H6V125H4ZM160 124V125H161ZM178 124V125H177ZM191 124V125H190ZM201 124V125H200ZM215 124H217V126L215 125ZM219 124V125H218ZM240 124V125H239ZM256 124V125H255ZM11 125V126H10ZM13 125V126H12ZM191 127H190V126ZM204 125V126H203ZM209 125V126H208ZM213 125V126H212ZM215 125V126H214ZM4 127V128H6V129H4V128H2V127ZM176 126V127H175ZM178 126V127H177ZM193 126V127H192ZM199 126V127H198ZM203 126V128H201ZM10 127H12V128H14V129H10ZM17 127V128H16ZM195 127V128H194ZM216 127H218L217 128V130L215 129L214 130V128H216ZM222 127V128H221ZM190 128V129H189ZM199 128V129H198ZM206 129V130H203V131H201L202 129ZM211 128V129H210ZM18 129V130H17ZM34 129V130H33ZM195 130V132H193L194 130ZM201 129V130H200ZM219 129V130H218ZM223 129V130H222ZM2 130H3V132H2ZM17 130V131H16ZM197 130H199V131H197ZM232 130V131H231ZM233 130H236V131H233ZM238 130H240V131H238ZM15 131V132H14ZM27 131V132H26ZM47 131V132H46ZM46 131H42L41 132V136H43L42 138H44V137H46V139H47V137L49 136V137H52V133H51V131H49L48 129H46ZM191 131V132H190ZM215 131V132H214ZM220 132V133H218V132ZM224 131V132H223ZM229 131H231L230 132V134L232 133V137H234V138H231V140H232V142H231V140H230V135H229ZM45 134H44V133ZM160 132V131H159ZM161 132H163V131H161ZM160 132V133H161ZM206 132V133H205ZM228 132V133H227ZM243 132V133H242ZM17 134L16 136H15V134ZM19 133H20V135H19ZM27 133H28V135H27ZM36 133L39 135H36ZM51 133V134H50ZM192 133V134H191ZM194 133H196V134H194ZM205 133V136L203 135V134ZM211 133V134H210ZM213 133V134H212ZM216 133V134H215ZM29 134H32L31 135V141H32V137H33V135H34V138L36 139V142L34 141L35 139L33 138V142H31L30 140H28L29 138L28 137H30V135ZM50 134V135H49ZM194 134V135H193ZM203 135V136H200V135ZM220 134V135H219ZM224 134V135H223ZM228 134V135H227ZM236 134V135H235ZM14 135V136H13ZM23 135H25V136H23ZM27 135V136H26ZM196 135V136H195ZM211 135V136H210ZM213 135H215V137L213 138ZM24 138V139H26V140H28L29 142H30V144H29V142H27V141H25L24 139H22V137ZM195 136V137H194ZM207 136V137H206ZM210 136V137H209ZM230 136V137H229ZM246 136V137H245ZM254 136V137H253ZM40 137V138H39ZM197 137H205V138H203V139H200L201 141H198L197 139ZM213 139H212V138ZM219 137V138H218ZM222 137V138H221ZM224 137V138H223ZM19 138V141H20V143H19V141L18 140H16V139H18ZM28 138V139H27ZM86 139H83V140H85L83 143L82 142H80V141H77V138H76V140H67L66 141V139L64 138V137H60V139L59 138H57V139H59L58 141L56 140V142H57V144L59 145V146H61V147H67V148H69L70 150H72V152H75L74 154H75V158H76V163H77V165H78V167H79V169L81 168V170L82 171H84L83 173H85V177H87V179L88 180H86L87 182L86 183H88V185L90 186L92 183V185H94V187L96 186V189H97V187H98V189L96 190V189H94V187H92V185H91V187L94 189V190H96L95 191V193H100L101 192V194H97L98 195V197L97 198H93V203H94V205L95 206H100V207H102V208H104L105 210L107 209V211L108 212H114L115 214H119L118 216H119V219L121 218V220L119 221V220H115L114 221V218L112 219V222L110 223V221H109V223L108 224H106V223H104V222H102V224H101V226L104 228L103 229V233H101V235H100V233H94V235L93 236H95V238H93V239H96V237H97V239L96 240H99V241H101L102 239L104 240V241H108V242H110V243H114L115 241H114V237H112L111 235H108V233L106 232V230H109L112 226H113V228L117 225L118 227H120V228H122V229H128L127 227H128V225L129 226H132L133 228H131V227H129V232H133V230H134V234L132 233V235H131V233H129L128 231H126V232H128V235L130 234L131 236V238L132 239H134V241H133V245H130L129 246V249H132V251L136 254L135 255V259L136 260H139V262H141V261H149V259H151V260H154L153 258L155 257V256H157L156 254H154L155 252H153L154 251V249H153V251L152 250H149L148 251V253H144V252H142V251H140L139 252V249H141V247L139 246L138 247V245L137 244H139V243H137L136 244V242L137 241H140L141 240V238H143L144 237V230L142 229V233H141V229L139 228V231H138V226L139 225H137L138 224V220L140 219V220H145V222H146V225H147V228L145 229V231H147V232H149V230H151L152 228H154V224H155V226H160L161 225V227L163 226V225H165L166 226V228H165V226H163L165 229H167V227L169 228L168 230H169V233L171 234V235H175V236H179L180 238H182V239H185V240H187V239H189V240H187V242L191 245H189V246H187L188 247V249H187V251L190 249L191 250V252H187V254L185 253V252H183V254H182V257H183V259H185V261L188 263V264H205V262H204V260L202 259V260H198L197 259V257L199 258V256L201 255V254H198L197 253V250L198 251H200L199 249H197L196 250V247L198 248V243L200 244V243H202V244H200V246L199 247H201V246H203V245H205L204 243H206L207 244V241H209V242H211V246H213L214 244L216 245V246H219V247H224L225 245V247L224 248H229L230 247V244H231V246L232 245H234L235 247H231V248H229V249H225V250H227L228 252H232V254H238V252L240 253V254H238V255H242V253H241V251L240 250H242L243 251V248H244V253L243 254H245V252H246V249H247V245H246V241L244 240H242V236H240V234L238 235V233L237 232H235V230H233V229H230L229 227H223V228H221L220 229V231H219V226L221 225V222H220V218H219V215H217L216 214V212L214 213V211H212L211 209H210V207H208V202H207V198L205 197V196H202V194H200V193H197V194H193V195H187V196H185V195H181L180 193H178L177 191H179L180 192V190H179V188H180V186H181V183H177V179H175L174 177H173V174H170V176L172 175V177H171V179H169V180H167L168 179V177H169V175H167L168 177H166V174L164 175L165 177H163V175H162V177L164 178V180L166 179V181H164L163 180V183H161V185H160V183H158V184H156L157 183V179H153L152 180V178H151V180L150 179H148L149 177H147V176H145L146 174H142L143 172H142V169H140L139 167L137 168V166L136 167H134L131 163L133 162V161H128V159L126 158V157H123L124 159H125V161H124V159H121V157H120V155L119 154H117V153H115L117 156H115V154H110V155H103L102 153H104L102 150H100V149H103L101 146H99L98 145V147H97V144H96V148H95V145H94V147L93 148H95L93 151L95 152H93L91 149H93V148H90L91 147V145H90V142L92 141V139L90 138L89 139V137L87 136V137H85ZM194 138V139H193ZM197 138V139H196ZM206 138H208V139H206ZM227 138H229L228 140H227ZM22 139V140H21ZM56 139V138H55ZM55 139H53V142L51 141V143H54L55 142ZM65 139V140H64ZM196 139V140H195ZM212 139V140H211ZM218 140L217 142H214L215 140ZM223 139V140H222ZM226 139V140H225ZM23 140L27 143H23ZM37 140H39V141H37ZM40 140H41V142H40ZM63 140V141H62ZM78 140H81V139H78ZM89 140H91L90 142H89ZM197 141L198 143H197V145L195 144L194 145V143H193V141ZM205 140V141H204ZM208 140V141H207ZM214 140V141H213ZM48 141H49V138H48ZM62 141V142H61ZM194 141V142H195ZM220 141V142H219ZM224 141V142H223ZM43 142L45 143V145L43 144ZM60 142V143H59ZM87 142H89L88 144H87ZM134 142V141H133ZM133 142H131V144L133 143ZM210 142H212V143H210ZM214 142V143H213ZM219 142V143H218ZM227 142H231V143H227ZM233 142H234V144H233ZM32 143V144H31ZM42 143V144H41ZM50 143V141H49V144L52 146V144ZM91 143H93V142H91ZM196 143V142H195ZM201 143H203V145L201 144ZM209 143H210V145H209ZM216 143V144H215ZM223 143H224V145H223ZM226 143V144H225ZM236 143V144H235ZM2 144H4V145H6V146H4V145H2ZM16 144H17V146H16ZM20 146H19V145ZM29 144V145H28ZM66 144V145H65ZM90 145V146H84V145ZM231 146H230V145ZM239 144V145H238ZM248 144H249V146H248ZM33 145V146H32ZM38 145H39V147H38ZM72 145V146H71ZM186 145V146H185ZM206 145L208 146V147H206ZM215 145V146H214ZM220 145V146H219ZM227 145V146H226ZM229 145V146H228ZM237 146V148L235 147V146ZM245 145H247L248 147H251V148H248L247 146H245ZM11 146V147H10ZM19 146V147H18ZM30 148V149H28V147ZM44 146V147H43ZM53 146H57V145H55V143L53 144ZM200 146V147H199ZM212 146L213 147V149L212 148H210V147ZM242 146V147H241ZM257 146V147H256ZM18 147V148H17ZM22 147V148H21ZM27 147V148H26ZM42 147V148H41ZM197 147V148H196ZM231 147V148H230ZM232 147L234 148V149H232ZM238 147H241V149L242 150H244L243 152H244V155H243V152L241 151L240 152V148L238 149ZM245 147V148H244ZM13 150H12V149ZM20 148V149H19ZM54 148V147H53ZM90 148V149H89ZM183 148H186V150L184 149L183 150ZM193 148H195L194 149V151H193ZM210 149L209 151H211V149H212V151L213 152H209L207 149ZM230 148V149H229ZM236 148V149H235ZM244 148V149H243ZM247 148V149H246ZM253 148H254V152H251V151H253ZM256 148V149H255ZM11 149V150H10ZM81 149V150H80ZM85 149H88L89 151H91L89 154H88V150H85ZM181 149V148H180ZM188 149H189V151H188ZM203 149V150H202ZM257 149H259V150H257ZM15 150V151H14ZM85 150V151H84ZM215 150V151H214ZM261 150H263V151H261ZM11 151V152H10ZM196 151V152H195ZM219 151H221V152H219ZM249 151V152H248ZM79 154H78V153ZM245 152H246V155H245ZM251 152V153H250ZM257 152V153H256ZM88 155H87V154ZM100 153V154H99ZM191 153V154H190ZM192 153H193V155H195V156H193L192 155ZM247 153H249V155H247ZM253 153H255V157H254V154ZM97 154L99 155V157H98V159H97ZM106 154V153H105ZM185 154H183L184 156H186ZM199 154H200V156H199ZM205 154H206V159L204 158V156H205ZM224 155V157H223V155ZM100 155H101V157H102V155L104 156V157H100ZM209 155V156H208ZM228 155V156H227ZM251 155V156H250ZM111 156H114V157H112L111 158ZM203 156V157H202ZM230 156V157H229ZM236 156V157H235ZM259 156H262V157H260V159L262 160V162H261V160L259 159ZM79 157V158H78ZM109 159H108V158ZM199 157V158H198ZM200 157H202L201 159H200ZM221 157V158H220ZM226 157V158H225ZM251 157V158H250ZM111 158V159H110ZM196 158H198V159H196ZM212 158H214V160H212ZM225 158V159H224ZM229 158V159H228ZM239 158V159H238ZM248 158V159H247ZM120 159V160H119ZM203 159V160H202ZM208 159H211V160H208ZM218 159H219V161H218ZM232 159H233V161H232ZM250 159V160H249ZM74 160V159H73ZM131 160V159H130ZM208 160V161H207ZM217 160V162H215ZM227 161V162H225V161ZM230 160V161H229ZM237 160V161H236ZM255 160V162H256V164H254L253 166L251 165L252 164V162ZM259 160H260V162H259ZM21 161V162H20ZM116 163H115V162ZM210 161V162H209ZM214 161V162H213ZM235 161V162H234ZM80 162H82V163H80ZM231 163V165L232 166H229L230 165V163ZM238 164H237V163ZM17 163V164H16ZM22 163V164H21ZM210 163V164H209ZM214 163H217V164H214ZM227 163V164H226ZM243 164L242 166H241V164ZM25 164V165H24ZM134 164V163H133ZM213 164V166H211ZM225 164V165H224ZM240 165V166H235V165ZM250 164V165H249ZM260 164H262V165H260ZM118 165V166H117ZM219 165V166H218ZM233 165H234V168H233ZM244 165H247V166H244ZM255 165L257 166V167H255ZM127 166V167H126ZM215 166V167H214ZM220 167V171H219V169H217L218 167ZM226 166V167H225ZM227 166H229L228 168H227ZM109 167V168H108ZM111 167V168H110ZM217 167V168H216ZM225 169H224V168ZM251 169H250V168ZM255 167V168H254ZM227 168V169H226ZM57 169L60 171H62V176H66L67 178L70 176V174L66 171V170H63V168H62V164H60V165H58V167H57ZM101 169H102V172H101ZM221 169H222V171H221ZM228 169H229V175H227L226 176V174H228L227 172H228ZM253 169L255 170V171H253ZM6 170V169H5ZM4 170V171H5ZM98 170H100V171H98ZM106 170V171H105ZM223 170H225V171H223ZM226 170H227V172H226ZM258 170V171H257ZM262 170V171H261ZM4 171H1V173H5ZM60 171V172H61ZM86 171V172H85ZM103 171H105V172H103ZM123 171V172H122ZM129 171V172H128ZM6 172H8L7 170H6ZM40 174V172L39 171H37V170H35V171H33V173L34 174ZM100 172V173H99ZM221 174H220V173ZM226 173V174H224V173ZM252 172H253V176L254 177H252ZM257 174H256V173ZM263 172V173H262ZM9 173H12V179L15 181V182H21L22 184H26V182H28V180H31L32 179V171H30L29 172V174H22V173H18V172H16V170L14 169V170H12L11 169V171H9ZM114 173V174H113ZM170 173V172H169ZM169 173H167V174H169ZM251 173V174H250ZM100 174H103V175H100ZM259 174V175H258ZM68 175V176H67ZM83 175V174H82ZM87 175V176H86ZM223 175H225V176H223ZM257 175V176H256ZM52 176V175H51ZM97 176H98V178H97ZM100 176V177H99ZM104 178H103V177ZM140 176H141V179H140ZM228 176H229V178H228ZM106 177V178H105ZM137 177V178H136ZM143 177H144V179H143ZM147 177V178H146ZM236 177V178H235ZM145 178L147 179L146 181H145ZM170 178V177H169ZM172 178H173V181L171 182V180H172ZM255 178V179H254ZM16 179V180H15ZM86 179V178H85ZM94 179V180H93ZM142 179L145 181V182H147L148 180H149V183H150V181H154V183L155 184H153L152 182H151V184H147L146 183V185H143L144 183H141V182H143L142 181ZM174 179H175V181H176V183H175V181H174ZM241 179L243 180V182L241 181ZM259 179V180H258ZM95 180H97V181H95ZM131 180V181H130ZM247 180V181H246ZM254 180H255V182H254ZM256 180H257V182H258V184H257V182H256ZM125 181V182H124ZM167 181H169L170 183H171V185H168V183L169 182H167ZM260 181V182H259ZM262 182V183H261ZM99 183H102V184H99ZM69 185H67V183L63 186L64 188H65V190H69L68 188H71V189H79L78 187H79V185H76L77 183H72L71 182V184L70 183H68ZM73 184H75V185H73ZM96 184V185H95ZM98 184V185H97ZM235 184V183H234ZM250 184V185H249ZM67 185V186H66ZM239 185H237V186H239ZM246 185V186H245ZM69 186V187H68ZM72 186V187H71ZM75 188H74V187ZM236 186V185H235ZM264 186V185H263ZM77 187V188H76ZM179 187V188H178ZM248 187V188H247ZM164 188V189H163ZM158 189V190H157ZM166 189V190H165ZM168 189V190H167ZM259 189V190H258ZM75 190V191H76ZM123 190V191H122ZM139 190V191H138ZM152 190V191H151ZM244 190V191H243ZM248 190V191H247ZM103 191V192H102ZM105 191H107V192H105ZM174 191V192H173ZM247 191V192H246ZM137 192V193H136ZM157 192V193H156ZM165 192V193H164ZM170 192V193H169ZM176 192H177V194H176ZM245 192V193H244ZM255 192V193H254ZM154 193V194H153ZM161 193V194H160ZM167 193V194H166ZM105 194L106 195V197L105 198H103V195ZM134 194V195H133ZM140 194V195H139ZM172 194V195H171ZM102 195V196H101ZM153 195V196H152ZM174 195V196H173ZM181 195V196H180ZM101 196V197H100ZM133 196V197H132ZM150 196V197H149ZM159 196V197H158ZM173 198H172V197ZM176 196V197H175ZM191 197L192 198V200L190 201L187 197ZM255 196L257 197V199L255 198ZM152 197V198H151ZM196 197V198H195ZM102 198V199H101ZM149 198V199H148ZM154 198V199H153ZM156 198V199H155ZM205 198H206V200H205ZM77 199V198H76ZM94 199L95 200H98V203H97V201H95L96 202V204H95V202H94ZM104 199V200H103ZM179 199V200H178ZM256 199V200H255ZM146 200V201H145ZM152 200V201H151ZM156 200V201H155ZM188 200H189V202H188ZM132 201H134V202H132ZM139 201L140 202H142L143 203V205H141V203H139ZM205 201H206V203H205ZM257 201V202H256ZM183 202V203H182ZM100 203V204H99ZM102 203V204H101ZM135 203V204H134ZM189 203H191V204H189ZM202 203V204H201ZM98 204V205H97ZM140 204V205H139ZM261 204V205H260ZM153 205V206H152ZM190 205V206H189ZM192 205V206H191ZM207 206V207H206ZM257 206V207H258ZM109 207H111V208H109ZM114 207V208H113ZM120 209H119V208ZM142 208V209H141ZM182 208V209H181ZM184 208V209H183ZM259 208V207H258ZM113 209V210H112ZM119 209V210H118ZM129 211V213H127L128 211ZM210 210V211H209ZM119 211V212H118ZM147 211V212H146ZM213 213H212V212ZM107 212V213H108ZM131 212H133V213H131ZM195 212V213H194ZM124 213V214H123ZM149 213H150V215H149ZM197 213V214H196ZM121 214V215H120ZM128 215V214H130L129 216H126V215ZM131 214H133V216L131 217ZM144 214H146V216L144 217ZM195 214V215H194ZM206 214V215H205ZM49 215L50 214H46V215H43L42 216V218H40V221H42V223L44 222H47V221H49V222H52V221H54V219L51 221L50 219H52V218H50L49 219ZM214 215V216H213ZM47 216H48V219H47ZM124 216V217H123ZM199 216V217H198ZM213 216V217H212ZM41 217V216H40ZM43 217L44 218H46L47 219V221L45 220V219H43ZM123 217V218H122ZM139 217V218H138ZM141 217V218H140ZM142 217H143V219H142ZM135 218H136V220H135ZM146 218V219H145ZM202 218V219H201ZM42 219V220H41ZM123 219V220H122ZM126 219V220H125ZM147 219H148V221H147ZM140 220H139V222H140ZM193 220V221H192ZM219 220V221H218ZM119 221V222H118ZM214 221V222H213ZM116 222V223H115ZM132 222V223H131ZM163 222V223H162ZM170 222V223H169ZM213 222V224H212V228L213 229H216V227H217V229L216 230H213L212 232H211V230H212V228H211V223ZM106 224V225H105ZM114 224V225H113ZM215 224V225H214ZM216 224H218L217 226H216ZM177 225V226H176ZM107 226V227H106ZM109 226V227H108ZM117 226L115 227V228H117ZM123 226V227H122ZM207 226V227H206ZM126 227V228H125ZM209 227L211 228V229H209ZM130 228L132 229V230H130ZM135 228V229H134ZM202 228H203V230H202ZM208 228V229H207ZM89 229V228H88ZM224 229H225V231H224ZM226 229H228V230H231L232 232H229L228 230H226ZM85 230V229H84ZM84 230H82V232L83 233H87V234H90V232L89 231H85L84 232ZM207 232H209V233H211V234H209L208 235V233H206V231ZM210 230V231H209ZM137 231V232H136ZM221 231H223V232H225V233H223V232H221ZM229 232V234L230 235H228L227 233ZM141 233V234H140ZM204 233V234H203ZM237 233V234H236ZM105 234V235H104ZM137 234H138V236H137ZM183 234V235H182ZM217 234H218V236L220 235V237H218L217 236ZM227 234V235H226ZM189 235V236H188ZM201 235H206L204 238H205V240H204V242H203V238H202V236ZM208 235V236H207ZM215 235L218 237V238H222V239H216L217 237H215ZM221 235H224L223 237H221ZM102 236H103V238H102ZM105 236V237H104ZM135 238H134V237ZM184 238H183V237ZM198 236V237H197ZM201 236V237H200ZM226 236V237H225ZM233 237V238H231V237ZM106 237H107V239H106ZM138 237V238H137ZM199 237H200V239L201 240H199L200 242H198V240H196V238L197 239H199ZM207 237H208V239L209 240H207ZM230 239H228V238ZM140 238V239H139ZM215 238V239H214ZM224 238V239H223ZM101 239V240H100ZM136 239V240H135ZM227 241H229V242H227ZM239 241H238V240ZM154 240H157V239H154ZM207 240V241H206ZM214 240H216V241H218V242H216V241H214ZM221 240H223V241H221ZM233 240V241H232ZM235 240V241H234ZM242 240V241H241ZM196 241H197V243H196ZM202 241V242H201ZM206 241V242H205ZM234 242L233 244L231 243V242ZM102 242V241H101ZM153 242H157V241H153ZM216 242V243H215ZM225 244L224 246H222L223 244ZM239 242V243H238ZM246 242V243H245ZM135 243V244H134ZM187 243V244H188ZM194 243V244H193ZM221 244V246H220V244ZM237 243H238V245H237ZM219 244V245H218ZM196 245H198V246H196ZM210 245H206V248H200V249H202V250H204V251H206L205 249H207L208 247L207 246H210ZM131 246H133V247H131ZM137 246V247H136ZM194 246H196L195 248H194ZM227 246H229V247H227ZM238 246H239V248H238ZM242 248H241V247ZM246 246V247H245ZM192 247V248H191ZM232 248L234 249V250H232ZM236 248V249H235ZM238 248V249H237ZM193 249V250H192ZM196 250V252H194V253H196L197 255V257H194V255L192 256V258H191V253H192V251H195ZM231 249V250H230ZM138 251V252H137ZM237 251V252H236ZM230 252V253H231ZM235 252V253H234ZM262 252V253H261ZM141 253H143V254H141ZM257 253V254H256ZM259 253H260V255H258V252H255L254 254L251 252V253H249L247 256H249V258L247 257L245 260L246 261H248L247 259H253L254 261H256L255 259H257V261L259 260V261H262L261 263H263L264 261V253H263V251H259ZM153 256V257H152ZM245 257H246V254L244 255ZM256 256H258V257H256ZM194 257V258H193ZM250 257H252V258H250ZM155 258H157V257H155ZM202 258V257H201ZM201 258H199V259H201ZM244 258V257H243ZM262 258V259H261ZM144 259V260H143ZM195 259V260H194ZM244 260V261H245ZM204 262V263H202V262ZM245 264H248V262H244ZM207 264V263H206Z\"/></svg>", "mask_w": 264, "mask_h": 264}]
</instances>
